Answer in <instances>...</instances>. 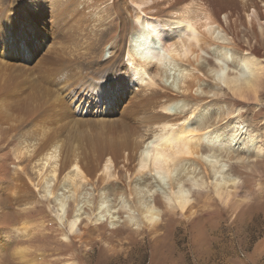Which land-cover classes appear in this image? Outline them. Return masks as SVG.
I'll return each instance as SVG.
<instances>
[{
	"label": "bare ground",
	"instance_id": "1",
	"mask_svg": "<svg viewBox=\"0 0 264 264\" xmlns=\"http://www.w3.org/2000/svg\"><path fill=\"white\" fill-rule=\"evenodd\" d=\"M61 1L0 0V27H2L5 35L3 38L0 31V39H3L2 44L5 46V49H0V56L4 52L6 53L5 58L1 59L0 57V83L5 82L3 86L0 85V120L11 118L21 120L15 114L23 115L24 119L22 112H29L26 115L27 118L35 119L32 116H36L37 119H47L48 116L53 115L50 116V121H55L53 118L58 116L55 114L58 106L63 108V98L68 97L69 102H77L78 94L76 93L75 96V91L72 94H65L66 97L50 95L49 92H46L47 87L44 84L39 85L40 87L38 86L39 88L34 94L27 95V102L23 99L24 102H22L17 95L11 94L7 89L13 77L21 79V81L26 77L22 72H16L18 68L12 63L14 58L11 53L14 57L19 56L22 59L25 56L24 60L28 62L34 60L31 53L33 49L41 48L38 40L41 35H44L43 25L47 23V19L54 20L59 13V9L54 10L53 6L58 5L65 14L74 15L75 13V16L79 15L78 8L74 10L73 3L69 8L66 0L64 4L59 5ZM224 1L223 4H228L231 0ZM124 2L125 6H128L126 5L127 2ZM259 2L263 6H260L256 1L249 5L246 3L248 10H251L247 14L248 22L251 24L250 30L256 36L254 21L264 24V0H259ZM104 3L105 1L101 0H86L83 4V7L86 5L89 9H93L94 12H91L95 15V23L98 24L95 25L94 23L93 25L94 28H97L98 34L95 31L96 37L87 56L95 53V50L97 51L95 48L103 39L101 37L102 31L98 29L104 25L99 23V20L106 17L108 20L114 16L111 20L112 26L107 29L105 27V32L110 34L119 31L122 38L126 36L129 41L125 55L126 78L121 80L117 76L115 80L105 78V80L97 81L91 78L90 82L92 85L94 84L95 88L91 97L95 99L98 108L103 107L99 109V112L104 113V106L112 102L113 97L118 92L117 90L123 91L128 82L132 85L133 82L145 83L146 87L152 88L150 89L151 94H144L147 96V101L128 100L125 117L120 118L116 123H105L104 128L90 139L86 150L77 156L65 157L64 145L58 135L60 131H53L51 133L53 134L52 138L46 141L42 147L36 144L37 142L40 143L41 140L39 141L35 135L33 141L36 142L34 146L36 150L34 148L31 150L34 154L35 163H44L41 170H44L45 165L49 166V170L44 173L40 170L37 183H33L38 199L48 200V207H50V211L59 225L63 223L66 206L71 200L73 203L71 218L66 222L67 231L71 235L75 233V228L80 222V216L83 214L81 211L84 206H91L88 208H90L92 216V225L101 224L105 215L109 214V229H115V216L112 217L110 214L115 213L116 210L113 205L108 204L111 195L121 205L120 209L127 213L126 222L129 225L134 222L133 227L136 231L142 230L139 228L142 224L151 236L159 234L161 232L159 227L161 212L154 202L148 199L146 188H149L151 195L158 192L166 209L175 214L181 221L184 220L188 223L196 219L198 215L197 207L188 199V195L182 186V182L185 180L189 181L194 189H210L212 196L209 194L205 196L207 204L217 199L225 209L233 207V210H236L238 204L249 201L251 197L242 187L236 186L230 175L226 173L220 155L223 153L224 157L230 160L238 157L240 165L248 154H252L255 158L260 156L257 155L258 152L252 150V138L254 137H249L250 135L247 133L245 119L242 120L239 115L241 110L234 109L227 116L218 111L210 116L214 111L213 104L208 103L210 102L207 101L209 97L200 96L199 89H202V77L200 76L210 75L216 85L227 88L231 95L237 99V104L251 101L257 107L253 113L257 112L258 101H260L258 100L259 92L262 89L261 79L264 78V66L259 65L260 62L255 60L253 52L246 49L241 50L244 54L243 57L237 56L238 63H234L227 45L222 43L220 38V32L225 33V35L234 33L233 28L234 26L236 28V21H239L240 17L237 16L233 19V12L225 10L224 7L223 11L226 12L223 15L226 26L223 27L219 20V11H222L221 4L215 8L214 0H173L169 4L168 13L173 12L178 17L166 21L162 18V11L149 14L148 17L141 8V5H145V2L141 0L138 3L132 2V6L129 5L127 8V14L133 21L139 22L144 19V22L138 26V29L129 32L127 20L117 2L113 0L111 4L108 3L110 4V11L106 9L107 7H101ZM194 3L200 5L199 9L196 10L199 14L192 15L191 12L195 10L191 11L190 8ZM73 23L78 24V21L74 20ZM236 38L237 35H234V38L232 37L230 40L233 45L238 47ZM10 39H18L21 42L23 48L20 50V54L11 46ZM141 41L144 43L139 44ZM213 46H218L219 50L214 52L216 66L210 71L206 67L200 66V60L204 50ZM10 50L13 51L10 52ZM116 56L119 58L121 51ZM46 60L43 57L41 60L35 61L37 69L42 67L38 72L44 71L45 68L43 67L49 65H45ZM228 61L237 70L235 77H226L221 63ZM178 62L188 64L190 69L179 70L177 93L162 94L163 91L161 90H166L168 80H173L168 83V88L172 89L175 86L177 79H175L174 70L175 63ZM104 64L108 65L104 66L105 68L112 65L110 60ZM73 71L71 73L76 76L77 74L75 75ZM56 74L57 72H55V76ZM60 75H63L60 78L63 79V84L68 88L79 87L84 81L81 76L70 80L71 74L68 70L61 71ZM164 78L166 83L163 81ZM78 80L81 81L80 84H77ZM60 84L61 82L58 83V85ZM69 94L71 96H68ZM43 98L46 101L49 100L50 103L40 100ZM79 102L80 105L83 104V97L79 96ZM42 104L46 107L36 109L37 105L41 107ZM233 104L236 105L235 102ZM187 106L189 108H186ZM51 108L54 109V112L47 114ZM141 109L149 112L151 118L145 120L140 124L141 126L135 127L132 124ZM157 109L162 112H156ZM10 111L13 116H9ZM199 114L205 116L204 119H199ZM55 124L53 125L55 126ZM34 126L40 127L41 124L34 123ZM40 133L46 136L45 128ZM259 140L260 146L264 148V132ZM32 147L30 144L22 146L19 149V155H27ZM199 169L201 172L198 171ZM147 175L151 179L150 183H146ZM114 182L122 185V188L110 187L112 191H115L114 194L103 193L93 202H89L91 198L89 200L85 196L83 198L84 188H82V184L91 185L94 188L98 185L106 186ZM259 188H261L260 185ZM12 193H16L15 190ZM66 193H68V197L65 196ZM32 199L30 200L32 202L25 204V206L32 207L38 202L35 197ZM204 208L206 211L209 210L204 214H210L209 205L204 206ZM135 213L140 216L138 222L133 221V219L129 220V215L132 216ZM22 230L26 233L25 227ZM89 238L90 234H86V240Z\"/></svg>",
	"mask_w": 264,
	"mask_h": 264
},
{
	"label": "rangeland",
	"instance_id": "2",
	"mask_svg": "<svg viewBox=\"0 0 264 264\" xmlns=\"http://www.w3.org/2000/svg\"><path fill=\"white\" fill-rule=\"evenodd\" d=\"M66 1L69 8L72 3L74 10L78 8L79 15L75 16V13L74 15L66 13V15L62 12L64 10L59 8L57 4V6H53L54 10L59 9V13L54 20L47 19V23L43 25V34L46 37L44 38V35L39 37L38 42L41 48L32 50L33 61L24 60L25 56L24 59L19 56L14 57L11 53L14 58L12 63L18 68L16 72H22L26 75L22 81L14 77L11 82L8 81L10 82L7 88L8 91L17 95L19 100L22 101L23 99L27 102V95L34 94L43 84L47 87V90H45L50 95L66 97L65 94H72L75 91L74 95L76 96L77 93L78 98H76V103L74 101L69 102L68 97L63 98V108L58 106L55 113L58 116L53 118L55 121H50V116L53 115L48 116L47 119H37L36 116H32L35 119L27 118L26 115L29 112H22L24 119L23 115L20 116L16 113L15 115L19 116L21 120L14 118L0 120V264H264V148L259 144V138L264 132V78L261 79L262 89L259 92L258 110L254 114V110L257 109L255 103L244 101L237 104V99L231 95L225 86L216 85L210 75L200 76L202 77V89H199L200 96L209 97L207 101L210 102L208 103L213 104L214 111L210 116L218 111L227 116L234 109H239L241 110L239 112L241 119H245L249 137H254L252 138V150L258 152L256 154L260 156L259 158L248 154L240 165L238 157L230 160L224 157L223 153L220 155L226 173L230 175L236 186L242 187L250 195L249 201L238 204L236 210H233V207H226L227 209H225L217 199L207 204L205 196L206 194L212 196L210 189H194L191 187L190 182L185 180L182 182V186L188 195V199L197 207L198 215L196 219L188 223L184 220L181 221L175 214L166 209L158 192L151 195L149 188L145 189L148 199H151L161 212V224L159 225L161 232L154 236H151L142 224L139 227L142 229L141 231H136L133 227L134 222L129 225L126 222L127 213L120 209L121 205L114 199L113 195L109 196L108 204L113 205L117 212L110 214L112 217L115 216V229H109V214L105 215L101 224L92 225L91 206H84L75 233L69 234L66 222L71 218L73 207L71 200L66 206L63 223L60 225L58 222L56 223L50 207H48V200L38 199L33 186V183H37V177L44 164L35 163L34 154L31 152L36 143L33 141L35 135H37L39 141L41 140L40 143L37 142L36 144L42 147L46 141L52 138L53 134L51 133L58 130L60 131L58 133L59 139H62L64 145L65 157L77 156L86 150L90 139L95 133L104 128L105 123H116L120 118L125 117L128 100L147 101L145 95L151 94L150 89H152L146 87L145 83L133 82L132 85L128 82L124 90H117L118 92L113 97L112 102L104 106L105 112H99V109L103 107L98 108L95 99L91 97L95 91L94 84L92 85L90 82L91 78L95 81L105 80V78L115 80L117 76L121 80L126 78L125 55L129 41L126 36L122 38L119 31L110 34L105 32V27L107 29L112 26L111 20L114 16L108 20L107 17L103 20L100 19L99 23H103L104 26L98 30L102 31L101 37L103 39L96 46L97 51L95 50V53L87 56L96 37L95 31L97 32V28L93 27L96 21L95 15L91 12L93 9H89L86 5L83 7L86 0H80L79 2L77 0ZM101 1H105L101 7H107L106 9L110 11L109 7L113 0ZM124 1L127 2L126 5L132 6V2L138 3L141 0H115L127 20V30L130 32L138 29V26L143 24L144 19L139 22L133 21L127 14L128 6H125ZM142 1L145 2V5H141V8L147 13L148 17L149 14L152 15L159 11H162V18L166 21L178 17L173 12L168 13L170 10L169 4L173 0ZM253 1L263 6L259 0ZM253 1L231 0L228 4H223L225 3L223 0H214L213 4L215 8H218V5L221 4L222 11H219V20L223 27L226 26L223 15L226 12L223 11L224 7L225 10L233 12V19L237 16L240 17L239 21L231 18L237 22L236 28L235 26L233 28L234 33L225 35V33L220 32L221 42L227 45L232 61L238 63L237 56L243 57L244 54L241 50L246 49L253 52L255 60L260 62L259 65L264 66V24L254 21L256 24L254 30L257 36L253 35L250 30L251 24L247 18V14L251 10H248L246 3L249 5ZM64 2L65 0H62L59 5L64 4ZM199 6L196 3L191 6V11L195 10L191 12L192 15L199 14L196 11ZM74 20L78 21V24L73 23ZM95 25L98 24L95 23ZM0 31L4 38L2 27H0ZM234 35H237L236 43L238 47L233 45L230 40L232 37L234 38ZM2 40L0 39V49H5ZM10 43L14 50L20 54V50L23 48L21 42L18 39H10ZM218 50V46L206 48L202 54L200 66L206 67L210 71L213 70L216 66L214 52ZM12 51L10 50V52ZM119 51H121V56L118 58L116 54ZM98 52H100V55H98ZM5 55V52L1 54V59L5 58ZM43 57L47 59L45 65H49L43 67L45 68L44 71L38 72L42 67L37 69L35 61L41 60ZM251 57L254 56L251 55ZM108 60L112 65L105 68L104 66L108 65H103V63ZM221 64L224 67L226 77L236 76L237 70L230 61ZM175 65V79H177L175 86L172 89L168 88V83L173 80H168V83H166L164 78L166 90H161L163 91L162 94L177 93L179 70L190 69V66L184 62H178ZM66 70L70 71V80L81 76L84 80L82 81L83 84L79 87L68 88L65 86L63 79L60 78L63 75L60 74L61 71ZM71 71L77 75L74 76ZM55 72H57L56 76ZM59 82H61L60 85H58ZM4 83L1 82L0 85L3 86ZM80 83L81 81L78 80L77 84ZM70 94L68 96H71ZM79 96L84 99L82 106L79 102ZM40 100L46 101L45 98ZM233 101L236 105L233 104ZM46 102L50 103L49 100ZM216 102L218 103L214 104ZM45 107L46 105L43 104L41 107L37 105L36 109ZM144 108L147 110L145 106ZM186 108H189V106ZM145 109L140 110L133 121V126H141L140 124L145 120H148V118L150 120L151 115ZM51 110L47 114L54 112L53 108ZM156 112L160 113L162 111L157 109ZM9 116H13L11 111ZM203 117L205 116L199 114V119H204ZM34 123L41 124V126L36 127ZM43 128H45L46 136L40 133ZM26 144L33 147L27 155L20 156L19 149ZM34 149L36 150V148ZM43 169L41 171L44 173L49 170V166L45 165ZM198 171L201 172L200 169ZM150 182L151 179L147 175L146 183ZM259 185L261 188H259ZM106 186L98 185V187L93 188L91 185L82 184V188H84L83 198L84 196L88 200L91 198L89 202H93L103 193L114 194L115 191H112V188H122V185L115 182ZM13 190L16 193H12ZM65 196L68 197V193ZM33 197L38 202L32 207L25 206V204L32 202L30 200H33ZM206 205H209L211 209L210 214H204L209 211L204 208ZM129 216V220L133 219V221L138 222V219H140L137 213ZM24 227L26 233L22 230ZM86 234H90L88 240H86Z\"/></svg>",
	"mask_w": 264,
	"mask_h": 264
},
{
	"label": "water",
	"instance_id": "3",
	"mask_svg": "<svg viewBox=\"0 0 264 264\" xmlns=\"http://www.w3.org/2000/svg\"><path fill=\"white\" fill-rule=\"evenodd\" d=\"M142 43H144V42H143V41H141L139 44H142ZM139 44H138V45H139ZM146 45H147V44H146Z\"/></svg>",
	"mask_w": 264,
	"mask_h": 264
},
{
	"label": "snow or ice",
	"instance_id": "4",
	"mask_svg": "<svg viewBox=\"0 0 264 264\" xmlns=\"http://www.w3.org/2000/svg\"><path fill=\"white\" fill-rule=\"evenodd\" d=\"M181 31L183 30V29H180Z\"/></svg>",
	"mask_w": 264,
	"mask_h": 264
}]
</instances>
